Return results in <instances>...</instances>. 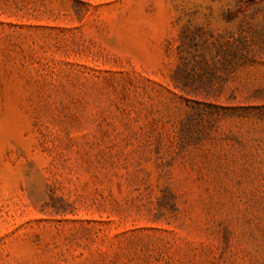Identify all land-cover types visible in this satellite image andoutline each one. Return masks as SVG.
Listing matches in <instances>:
<instances>
[{
    "label": "rangeland",
    "instance_id": "374dc122",
    "mask_svg": "<svg viewBox=\"0 0 264 264\" xmlns=\"http://www.w3.org/2000/svg\"><path fill=\"white\" fill-rule=\"evenodd\" d=\"M0 264H264V0H0Z\"/></svg>",
    "mask_w": 264,
    "mask_h": 264
}]
</instances>
